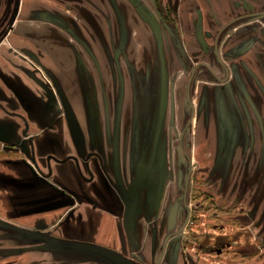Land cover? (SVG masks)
<instances>
[{"label": "crops", "instance_id": "obj_1", "mask_svg": "<svg viewBox=\"0 0 264 264\" xmlns=\"http://www.w3.org/2000/svg\"><path fill=\"white\" fill-rule=\"evenodd\" d=\"M2 1L0 11L6 12V17L17 11L14 2L5 5ZM145 1L154 8L151 11L156 9L155 0H136ZM24 2L27 6L14 24L0 16L1 248L19 247L26 232L51 229L74 243L71 247L75 243L98 245L126 258L120 252L127 248L131 224L117 208L101 206L116 205L119 197L105 196L100 191L106 185L100 183L99 165L76 162L77 142L73 137L77 136L62 116L68 109V98L75 97L70 106L75 104L78 108L81 100L76 93L84 85L94 90L97 76L108 77V93L114 95L115 77L147 74L132 72V60L142 70L146 68L145 59H155L154 51L161 63L158 73L162 75H185L191 61L199 58L216 74L223 75L213 51L203 53L195 38L193 8L202 9L203 33L209 47H214L220 29L239 17L264 10V0H188L179 5L178 23L158 27L142 19L134 9V0ZM50 7L68 21L46 20ZM81 14L84 19L80 20L77 17ZM10 26V34L3 37ZM224 34L219 50L229 70V80L219 86L203 84L208 87L198 101V123L206 129L201 137L210 139L214 148L219 147V154L206 170L221 173L228 181L238 179L237 173H252L253 178L256 166L262 169L257 161L264 150V22H243ZM119 52H123L128 65L123 73L110 65L112 60L115 64ZM25 54L35 55L37 61L33 63ZM100 60H107L103 71L99 70ZM142 60L143 64L138 63ZM82 76H90V84L83 79L80 84L78 77ZM76 124L80 125L79 120ZM104 168L109 172V168ZM236 179H232V184L240 188ZM239 195L235 192L233 197L238 200ZM135 235L142 233L136 229ZM227 235L228 232L216 234ZM207 242L208 239L205 248ZM212 243L210 250L217 245ZM46 251L56 253L61 249L35 250L30 259L20 260L19 264H114L94 257L95 254L75 262L68 255L57 257L55 253L44 254ZM231 262L243 263L237 259ZM169 264H175L174 260Z\"/></svg>", "mask_w": 264, "mask_h": 264}, {"label": "rangeland", "instance_id": "obj_2", "mask_svg": "<svg viewBox=\"0 0 264 264\" xmlns=\"http://www.w3.org/2000/svg\"><path fill=\"white\" fill-rule=\"evenodd\" d=\"M13 2L17 11L8 17L6 12L0 11V16L13 20L14 24L19 21L27 2L2 1L5 5ZM145 2L134 0L136 4H133L142 19L154 27L174 25L159 6L167 0H155L154 11ZM48 9L51 12L45 14L46 20L68 21L56 8ZM166 11L169 13L168 8ZM77 18L84 19V15ZM11 29L10 26L3 37H7ZM153 55L155 59H145L146 68L142 70L136 68L137 61L132 60V72L146 71L147 74L115 77L117 90L112 92L114 95L108 93V77L97 76L94 90L84 85L76 93L81 105L78 103V108L75 104L70 106L75 97L73 100L68 98V109L62 112L70 131L77 136L73 137L77 142L76 162L99 165L100 183L106 185V189L100 191L105 196L119 197L116 205L106 203L101 206L117 208L127 224H131L127 248L120 253L135 264H155L164 239L170 236L160 264H169L171 260L175 264L176 261L177 264H225L226 261L233 264L232 259L243 262L236 264H264V150L261 149L257 161L262 169L258 170L257 165L253 178L252 173H237L238 179L231 178L228 182L221 173L206 170L219 154V147L214 148L210 139L201 137L206 129L198 123V101L209 84H220L209 71L200 68L205 71L201 74L200 65L192 76L189 70L185 75H162L158 73L161 63L159 65L155 51ZM25 56L33 63L37 61L33 54ZM191 62L192 68L199 64L200 58ZM138 63L143 64V60ZM110 65L123 73L124 67L128 66L123 52L116 54L115 64L112 60ZM106 67L107 60H100L99 70ZM190 78L191 100L187 92ZM78 79L80 84L82 79L87 84L91 81L90 76ZM77 120L80 125L76 124ZM104 167L109 168V172ZM204 168L205 171L201 170ZM232 179L240 183V188L233 186ZM235 192L241 193L238 200L233 197ZM136 229L142 233L139 237L135 235ZM233 230L236 231L232 233ZM226 232L227 236H216ZM206 239L208 246L205 248ZM211 241L212 246L217 244L212 250ZM70 244L74 243L59 237L51 229L26 232L19 247L1 248L0 244V264H19L20 260L30 259L35 250L43 248L61 249L44 254L68 255V259L75 262L88 260L89 255H93Z\"/></svg>", "mask_w": 264, "mask_h": 264}, {"label": "flooded vegetation", "instance_id": "obj_3", "mask_svg": "<svg viewBox=\"0 0 264 264\" xmlns=\"http://www.w3.org/2000/svg\"><path fill=\"white\" fill-rule=\"evenodd\" d=\"M157 1V0H156ZM170 0H167L166 3L164 2H161L160 3V8L163 12V14H166L169 21L173 22L174 24L178 23V8H179V5L183 2H187L188 0H177V2H174V3H170L169 2ZM172 1V0H171ZM176 1V0H174ZM204 1V0H203ZM205 1H208V0H205ZM245 6L248 7L249 4L248 2L245 3ZM167 8L169 10V13H167ZM193 13L195 14L196 16V23H195V29H196V24H197V21L200 19V22H201V26H202V22H203V16H202V9L200 7H194L193 8ZM256 20H260L262 22H264V10H261V11H257L253 14H249V15H244L242 17H239L238 19H235L233 21V23L227 25V26H224L222 29H220V31L218 32L217 34V39L215 41V43H213L214 47H209V45L207 44L206 42V38L204 36V33H203V28H202V34H203V37H204V40H205V47L206 49H203V47L199 44L201 50L203 53H207V52H210V51H213V56H214V60L223 68V72L224 74L223 75H218L216 74L208 65L205 61H200L199 64H196L194 67H190L189 68V72H191V76L193 73H196V71L198 70V66H199V72L201 74H203V72L205 73V71H203V69L209 71V73L214 76L216 78V80L218 81V83L220 85H223L225 83H227V81L229 80V70L227 68V66L223 63L222 59L220 58V43L221 41L223 40V37H224V33L228 30L231 29V26L233 27L234 25H241L243 22H253V21H256ZM196 38V37H195ZM197 67V68H196ZM200 68H203L202 70ZM216 84V83H215ZM190 85H191V78L189 79V82L187 83V90H188V95H189V90H190ZM189 100L190 97H189ZM191 102V101H190ZM192 107H194L193 103H192Z\"/></svg>", "mask_w": 264, "mask_h": 264}, {"label": "water", "instance_id": "obj_4", "mask_svg": "<svg viewBox=\"0 0 264 264\" xmlns=\"http://www.w3.org/2000/svg\"><path fill=\"white\" fill-rule=\"evenodd\" d=\"M195 37H196V40L199 42V44L203 47V49H206L205 47L206 43H205V40L202 34V26H201L200 19L197 21V24H196ZM188 98H189V95H188ZM190 105L192 107V102H190ZM189 123H191V118H190V121L188 122V126H189ZM169 239H170V236H167L164 239L161 254L155 264H160L162 259L164 258ZM75 246L77 249L81 251H86V252L101 256L102 258H105L106 260H109L116 264H135L131 260L121 256L117 252H114L105 247H101L98 245H92V244H84V243H75Z\"/></svg>", "mask_w": 264, "mask_h": 264}]
</instances>
